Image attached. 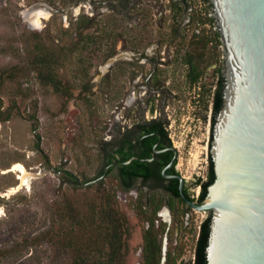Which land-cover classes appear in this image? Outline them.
Returning <instances> with one entry per match:
<instances>
[{
  "label": "rangeland",
  "instance_id": "1",
  "mask_svg": "<svg viewBox=\"0 0 264 264\" xmlns=\"http://www.w3.org/2000/svg\"><path fill=\"white\" fill-rule=\"evenodd\" d=\"M184 2L0 0V264H72L70 249L51 237L52 231L64 234L66 230L57 223L58 217H70L69 204L84 205L81 214H85L90 201H100L109 192L116 194L131 227L125 264H142L147 220L141 217L138 203L143 200L147 206L144 192L138 189L136 197L126 191L127 195L119 198L117 192L123 188L113 174L97 177L105 168V139L129 121L125 101L130 93L131 67L126 59L133 44L127 40L189 37L197 30H203L199 36H219L213 33L219 30L218 23L208 20L215 16L210 2ZM189 3L193 7L190 15L184 10ZM38 5L48 8L51 15L35 27L25 16ZM81 16L92 17L93 24L86 29L79 27ZM37 42L65 46L63 54L70 62L58 75L71 87L73 98L51 83L44 84L31 67L36 52L31 48ZM134 45L142 49L146 43L135 41ZM216 45L210 48L213 50L205 49L209 60L220 57ZM113 52L118 62L111 69ZM161 75L171 89L165 112L180 152L179 168L192 186L208 171L209 118L206 122L204 110L196 101L200 90L187 80L186 67L180 61L171 62ZM216 77L213 70L202 78L207 98L208 89L213 91L209 84H215ZM140 93L134 109L149 105L150 116L159 113L158 98L163 95L155 94L147 103ZM16 161H22L33 173L31 182L18 190L13 187L20 183L19 174L10 170ZM151 206L147 215L153 212L155 205ZM173 213L169 251L172 257L180 255L175 264H193L199 225L208 211L192 210L188 219L185 212L176 209ZM163 224L161 220L160 229ZM168 227L166 224L165 231Z\"/></svg>",
  "mask_w": 264,
  "mask_h": 264
},
{
  "label": "water",
  "instance_id": "2",
  "mask_svg": "<svg viewBox=\"0 0 264 264\" xmlns=\"http://www.w3.org/2000/svg\"><path fill=\"white\" fill-rule=\"evenodd\" d=\"M211 1L227 46L224 103L211 142L215 179L202 202L186 199L212 212L208 264H264V0ZM218 214L235 220L220 222Z\"/></svg>",
  "mask_w": 264,
  "mask_h": 264
},
{
  "label": "flooded vegetation",
  "instance_id": "3",
  "mask_svg": "<svg viewBox=\"0 0 264 264\" xmlns=\"http://www.w3.org/2000/svg\"><path fill=\"white\" fill-rule=\"evenodd\" d=\"M184 1V3L188 4L190 0ZM184 10L190 15L193 7L189 3L188 6L185 5ZM191 23L192 21L190 20L189 25ZM199 31H195L194 35L189 37L187 35L178 37L171 35V37L151 40L139 37H131L127 40L128 43L133 44L130 48L129 57L126 59V62L131 67L129 79V83L131 84L130 93L125 101V105L129 108V121L127 125L117 126L110 139H105L102 148L104 154H106L105 168L102 175L97 177L98 179H102L111 173L120 186L131 187L129 190H119L117 192L119 198L123 193L127 195L126 191L136 194L135 196L138 197L139 190L141 189L144 192L145 200L148 202L147 206H145L146 208L157 203H165L156 213L157 226L160 225L161 220L169 225L164 234L162 232L160 235L162 238L163 254L161 264H166L167 262L169 252L168 235L173 224V212L176 209L179 212H185L188 219L191 216L190 212L196 209L188 203L186 198L202 202L208 192L207 188L206 195L201 198L203 186L202 183L198 182L199 178L195 179L192 182V186H190L189 179H187L186 175L182 174L179 168L180 152L177 149V144L174 143V139L172 140V135L169 132L167 124L168 120H166L167 113L165 112L168 100L167 94L171 89L166 85L167 80L161 74L171 62L180 61L186 67L187 80L200 90L198 93L199 98L196 101L200 103L201 110H204L206 122L209 118L210 137L207 142V150L210 148V153L211 135L215 125L213 120L218 102L217 92L221 93L224 103L227 83V46L225 39L223 35L217 37L196 35L195 33ZM135 41L146 43V46L141 49L134 45ZM165 43H168V45L166 46ZM215 43L219 44L221 50L220 57L213 59V56H211V60H209L208 51H205V49L213 48ZM172 47L176 50H173ZM213 54L215 56V53ZM111 55L109 66L112 69L118 61L114 52ZM146 65L150 67L146 69ZM213 70L217 77L215 84H209L213 87V91H211L212 88L208 89L210 98H207L204 94L205 84L202 78L204 74H209ZM197 72L200 73L199 77L194 79L193 75ZM138 91L141 92L139 95L142 100L146 97L147 103L152 102L153 95H163L161 100L158 98L159 113L150 116L149 110L151 111V108L149 105L146 108L142 105L138 111L134 109L136 102L139 100ZM142 91L144 92L142 93ZM117 107L119 108L120 106L117 105ZM208 163H210V160ZM180 176L185 180L183 193L181 191ZM209 180L208 164L207 174L201 181L207 182ZM195 191L198 193V196L193 193ZM211 214L212 212L208 211V216H211ZM149 225L150 223L147 221L146 227H149ZM193 264H195V259Z\"/></svg>",
  "mask_w": 264,
  "mask_h": 264
},
{
  "label": "trees",
  "instance_id": "4",
  "mask_svg": "<svg viewBox=\"0 0 264 264\" xmlns=\"http://www.w3.org/2000/svg\"><path fill=\"white\" fill-rule=\"evenodd\" d=\"M210 7H213L211 0ZM205 20V19H204ZM212 23H217L216 17H208ZM94 19L91 17L81 16L78 20V26L89 28L93 24ZM204 22V21H203ZM209 21L205 22L208 23ZM203 32H196L199 35ZM215 35H222L220 30L213 32ZM37 37V35H35ZM30 39V38H29ZM36 50V52H35ZM65 46L55 44H44L37 42L31 48L35 54L31 58V67L37 73L39 79L44 84L51 83L55 89L65 93L68 98H73L74 93L69 85H67L58 72L68 65L70 58L63 54ZM69 60V61H68ZM199 72L193 75V78L199 77ZM217 104L214 114V124L221 107L223 106V98L220 92H217ZM214 137L212 131L211 141ZM209 173L210 180L202 182L199 178L198 182L202 183L203 193L201 198L206 195L209 184L215 179V169L212 154L209 157ZM121 187L129 190L130 186ZM71 214L68 219L65 216H59L57 223L59 226H66L64 234L59 231L55 232L51 229V237L56 242L66 245L70 249L73 257L72 264H125V258L129 251V237L131 227L124 213L120 210V206L116 199V194L109 192L101 196L100 201L93 199L86 206V213L81 214L85 208L84 205L69 204ZM143 200H139L138 207L141 217L149 221V227H146L143 233V264H161L162 259V238L160 232L166 229V223L162 229L156 227V213L161 207V203L154 206L151 215H147V208ZM62 215V213L60 214ZM211 216L206 217L199 226L198 237L195 247V264H208L206 248L210 236ZM54 230V227H53ZM85 233V234H83ZM178 256L172 257L168 252L166 264H175Z\"/></svg>",
  "mask_w": 264,
  "mask_h": 264
},
{
  "label": "bare ground",
  "instance_id": "5",
  "mask_svg": "<svg viewBox=\"0 0 264 264\" xmlns=\"http://www.w3.org/2000/svg\"><path fill=\"white\" fill-rule=\"evenodd\" d=\"M50 15L51 11L48 8L38 5L30 9L25 17H27V19L33 26L40 27L42 25L43 19H47ZM217 155L219 165L221 166L224 158L223 150L219 149ZM10 170L18 172L20 178V183L17 186L13 187L14 190H18L22 186L31 182L33 173L29 170V168H27V166L22 161L14 162ZM218 219L220 222H232L233 220H235V217L230 215L218 214Z\"/></svg>",
  "mask_w": 264,
  "mask_h": 264
},
{
  "label": "built area",
  "instance_id": "6",
  "mask_svg": "<svg viewBox=\"0 0 264 264\" xmlns=\"http://www.w3.org/2000/svg\"><path fill=\"white\" fill-rule=\"evenodd\" d=\"M196 196H198V193L196 194ZM194 259H195V256H194V258H193V261H194Z\"/></svg>",
  "mask_w": 264,
  "mask_h": 264
}]
</instances>
